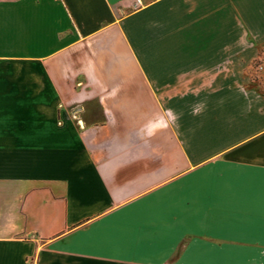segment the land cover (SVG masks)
<instances>
[{"label": "crops", "instance_id": "crops-1", "mask_svg": "<svg viewBox=\"0 0 264 264\" xmlns=\"http://www.w3.org/2000/svg\"><path fill=\"white\" fill-rule=\"evenodd\" d=\"M264 0H0V264H264Z\"/></svg>", "mask_w": 264, "mask_h": 264}, {"label": "rangeland", "instance_id": "rangeland-1", "mask_svg": "<svg viewBox=\"0 0 264 264\" xmlns=\"http://www.w3.org/2000/svg\"><path fill=\"white\" fill-rule=\"evenodd\" d=\"M261 56L260 64L254 65V68L248 73V78L259 90L264 91V54Z\"/></svg>", "mask_w": 264, "mask_h": 264}, {"label": "built area", "instance_id": "built-area-1", "mask_svg": "<svg viewBox=\"0 0 264 264\" xmlns=\"http://www.w3.org/2000/svg\"><path fill=\"white\" fill-rule=\"evenodd\" d=\"M135 7H141L143 5V0H133Z\"/></svg>", "mask_w": 264, "mask_h": 264}, {"label": "trees", "instance_id": "trees-1", "mask_svg": "<svg viewBox=\"0 0 264 264\" xmlns=\"http://www.w3.org/2000/svg\"><path fill=\"white\" fill-rule=\"evenodd\" d=\"M262 54H264V53H261V55H262ZM261 55L259 56V59H258L257 61H255V62L252 64V66H251V68H250L249 72H250V71H251V70L254 68V65H255V64H258V63H259V61H261V60H262V59H261V58H262V56H261ZM259 64H260V63H259ZM260 68H261V66H260ZM249 72H248V73H249Z\"/></svg>", "mask_w": 264, "mask_h": 264}]
</instances>
